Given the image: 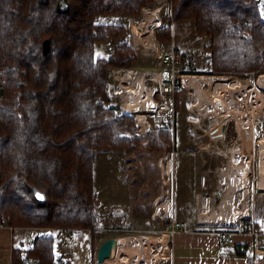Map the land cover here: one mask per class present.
<instances>
[{
  "label": "trees",
  "instance_id": "1",
  "mask_svg": "<svg viewBox=\"0 0 264 264\" xmlns=\"http://www.w3.org/2000/svg\"><path fill=\"white\" fill-rule=\"evenodd\" d=\"M152 1L0 0V225L87 230L95 236L100 230L93 185L96 154L175 151L179 80L173 85L171 118L157 117L154 128L139 132L135 114L122 110L112 94L111 70L129 69L137 59L127 28L95 22L100 16L139 17ZM167 2L171 13L161 18L156 42L171 41L174 22L193 20L196 35L208 39L203 47L207 73L241 77L264 72V0ZM108 38L116 40L111 51L96 56L95 44ZM47 39L49 50L43 54ZM175 57L182 64L186 60L182 53ZM233 128L230 122L226 139L237 137ZM180 165L182 204L189 202L192 210V198L187 199L192 162ZM188 216L181 217L193 222L192 211ZM251 223L242 219L240 229ZM253 226L258 229L254 221ZM11 256L13 264H26L28 257L34 264H55L54 238L37 235L30 248L14 247ZM247 259L255 264L253 255Z\"/></svg>",
  "mask_w": 264,
  "mask_h": 264
},
{
  "label": "rangeland",
  "instance_id": "2",
  "mask_svg": "<svg viewBox=\"0 0 264 264\" xmlns=\"http://www.w3.org/2000/svg\"><path fill=\"white\" fill-rule=\"evenodd\" d=\"M143 9L150 11L158 9V12L156 16L150 18L143 15ZM170 13L171 7L167 0H153L142 8L139 17H132L128 21H125L124 16H100L95 20L96 23L121 24L127 28L126 36L130 46L137 54V59L131 68L124 69L131 72L126 76L127 79L123 83L121 82V90L124 95L114 92L112 94L120 102L122 108L124 105L128 107L137 104L136 106L150 109L138 111L122 109L135 114L136 126L139 125L138 120L141 121L140 127L137 126L139 132L145 129L144 125L147 127L144 132L154 128L158 123L157 117L169 116L171 118L173 113H157L151 109L153 92L151 91L149 94L148 91H154V86L158 88V85L149 80L148 75L144 79L147 87L145 93L148 94L142 93L144 94L143 100L130 103L131 99L126 98L124 101L127 92L133 88L135 79L143 72L161 71L164 74L163 80H168L170 75L168 66L162 63L163 56L174 51L176 55L182 53L186 57L183 64L178 61L180 69L192 73H179L174 77L180 83V93L176 99L177 109L174 114L175 148L200 146L206 150L197 153L194 151L186 159L179 152H174L173 159L171 157V161H169V167L167 166L168 162L167 164L163 162L161 166L156 165L159 161L157 157L164 154L160 152L111 151L107 155L105 152L108 151H99L96 154L93 164V185L97 195L96 213L101 215L104 212V216H109L108 221L112 223L124 222L143 227L142 230L138 229L134 232H106L101 229L103 224H99L100 230L97 231L95 238L101 239L104 236L132 237L131 241L137 243L136 246L127 245L125 248L115 246V255L109 263L137 264L140 259L142 264H160L163 262L162 258L166 256L165 239L153 236L161 234L167 236L165 218H170L171 215L162 218L155 215L151 222L145 224L142 217L132 218V207H136L139 214H147L156 208L155 205L169 197V204L171 208H174L176 214L174 218L183 221L186 225L191 224L190 221L182 218L185 216L184 218L189 219L188 215L192 211L188 208L189 202L185 206L182 204L184 192V170L180 165L182 160L192 162L191 170H189L191 190L187 194V199L192 198L193 211L197 210L195 204H200L202 199H206L208 202L209 207L205 211L199 212L203 219L211 220L204 223V226L225 228L238 226L237 224L242 219L233 222L213 221L216 215L215 206L218 205L223 192L233 188L231 183L238 182L236 180L239 177L243 178L247 173L249 181L247 188L242 189L239 185L236 186L232 192L233 200L230 203V209L224 215H229L231 210L234 212L247 206L248 218L254 221L257 227L264 229V216L261 214L262 205L264 206V194L257 192L259 189L264 191L263 187L258 186L259 143L262 139L264 140V75L261 77L259 75L264 72L241 77L228 74L215 76L207 73L209 64L203 47L207 45L208 39L196 35L193 20L174 22L173 32L170 33L171 41L169 43L156 42L154 32L160 31L161 18L170 15ZM115 42L116 40L108 38L105 43H96L95 55L107 56ZM119 73L122 76L118 77L115 74L117 79H113L111 75L113 88L121 84L120 77L125 74L124 71ZM198 74L203 75L199 76ZM203 79H206L209 85L214 84L213 87L203 83ZM192 82L198 86L197 90L191 88ZM230 122L233 123V129L237 135L234 140L225 138V131ZM223 124L225 131L221 133ZM247 129L253 135L250 140L243 138V133ZM258 134L260 138L257 141L256 135ZM164 167L168 169L167 175L163 174ZM253 177L255 178L254 183L252 182ZM131 178L132 181H128ZM196 180H202L203 184L196 186ZM121 182L123 185L120 184ZM121 186L126 190L124 191L125 200L118 198ZM155 195L160 196L157 198ZM128 197L129 201H126ZM154 201L157 203L154 204ZM97 235L101 236L97 237ZM73 238L74 252L69 257L68 264L70 262V264H90L89 231L73 233ZM167 239L169 240L168 236ZM259 250L264 251V245ZM135 253H139V259L138 257L134 259Z\"/></svg>",
  "mask_w": 264,
  "mask_h": 264
},
{
  "label": "crops",
  "instance_id": "3",
  "mask_svg": "<svg viewBox=\"0 0 264 264\" xmlns=\"http://www.w3.org/2000/svg\"><path fill=\"white\" fill-rule=\"evenodd\" d=\"M130 18L132 17H125V21H128ZM137 126L139 125L137 124ZM144 127H145L144 130L139 129L140 132L145 133L144 131L147 129V127L145 125ZM203 149L204 148L200 146L177 147L175 148L174 152L184 153L183 157L186 159L189 156V154L192 152L194 153V151L196 153L206 151L205 149L204 150ZM110 152L111 151L105 153H107L108 155ZM174 152L170 151L162 154V156L157 157L159 161L157 162L156 165L161 166L163 162H166V164L168 162L167 166L169 167V161H171V157L173 159ZM108 158L110 160V157ZM163 174L164 175L168 174V169L166 167H164L163 169ZM128 181H132V178L131 180ZM236 181L238 182L231 183L233 187L231 188V190L233 189V191L231 190L224 191L221 198L219 199L218 205L216 204L215 206L216 215L213 218V221L233 222L237 219H244L249 214L248 212L249 210L247 206H244L243 209L241 210H236L234 212L231 210L229 215L227 216L224 215V213L228 209H230V203L233 200L232 192H234L236 186L239 185V187L242 189L247 188L249 183L247 173L244 174L243 178L239 177V179ZM263 183L264 182L260 180L258 174V186L264 188ZM120 184L123 185L122 182ZM202 184H203L202 180H196L195 182L196 186ZM121 188H122L120 189L121 193L118 198L121 200H125L126 196L124 195L125 194L124 191L126 190L122 186ZM257 192L259 194H264V191L260 189L257 190ZM155 196L158 198L160 195H155ZM135 200L136 199L134 198V202ZM126 201H129V197ZM169 201H170L169 197H166L158 205H155L156 208L153 211L150 210L147 214H139L138 209L136 211V207H132L133 208L132 218L135 216L138 218L142 217V219H144V223L147 224L148 222H151V219H153L155 215H158L160 218L168 217L170 215H171L170 217H174L176 215L175 210L174 208H171ZM155 202L156 201H154V204ZM195 206H196L195 209L197 210L193 211L192 209L194 220L193 222H191L190 225L185 224V230L177 232L173 236L167 235L169 237V240L167 239L166 234L153 236L155 238L163 237L165 239V247H166L165 254L167 258L166 256L162 258L163 262H161L160 264H248L249 261L247 257L252 255L254 258V263L258 264L256 260L257 259L256 254L254 253V250L252 248L251 238L248 235H242L240 233H237L233 236L234 243L232 245L219 246L216 231L226 228L218 227V226H211V227L204 226V223L211 221L208 219H203L201 217L202 214L199 213L205 211L209 207L206 199H202L201 203L200 204L196 203ZM218 210L220 213L218 212ZM159 212L160 214H158ZM263 212H264V206L262 205L261 214L264 216ZM97 216H98L99 224L100 223L103 224L101 229L106 232L107 231L134 232L138 229L140 230L143 229L142 226L138 227L137 225H132L124 222L112 223L111 221H108L109 216H104V212H102L101 215L97 214ZM243 229L245 228L240 229V226L230 228V230H234L236 232H240ZM258 229L264 232V229H261L260 227H258ZM80 232L70 233L66 231L62 232L60 230H53V229L19 228V227H9L6 225H0V264H13L12 256H11L12 248L17 247L26 250L32 246L34 237L41 234L52 235L54 238V252L57 258L55 264H68L69 257L74 252L73 233H80ZM99 236L101 235H97V237ZM118 237H116V240ZM94 238L95 236H91L90 234V242H88L90 246V250H89L90 264H96L95 255L99 245L105 239L110 237L104 236L101 239L99 238L94 239ZM135 244L137 245V243H133V241H130V243H128L129 246L131 245L134 246ZM114 255L115 252L109 259L105 260V262L107 261L109 262L110 260H112ZM137 257L139 259L140 257L139 253H137L136 258ZM34 262L35 260L33 258L28 257L26 259V264H34ZM137 264H142L140 262V259L137 262Z\"/></svg>",
  "mask_w": 264,
  "mask_h": 264
},
{
  "label": "built area",
  "instance_id": "4",
  "mask_svg": "<svg viewBox=\"0 0 264 264\" xmlns=\"http://www.w3.org/2000/svg\"><path fill=\"white\" fill-rule=\"evenodd\" d=\"M156 27L159 28V26ZM162 63L168 66V73L170 75V78L168 80H163L164 74L161 71L147 72L149 76L148 79L158 85V88L156 86H154L153 88L154 89L153 96L151 97L153 103L151 104L152 105L151 109H153L157 113H163V112L173 113V104H172L173 85L175 79H177L174 77L178 76V74L182 72V69H180V64L178 63V60L175 57L174 51L165 54L162 58ZM121 71H122L121 69H112L111 75L113 79L115 73L117 72L119 73ZM116 86L113 88V92L115 94H118L115 92ZM169 100H171V102H169ZM248 216L246 218H248ZM237 225L239 226V223ZM183 230H185V223L183 221L176 220L174 217H170L166 226L167 235L173 236L175 233ZM237 233H240L242 235H248L251 238L252 248L255 254L256 251L259 250L262 245H264V232L256 229L253 226V221L248 228H245L240 232H236L230 229L217 230L216 235L218 237V245L219 246L232 245L234 243L233 236Z\"/></svg>",
  "mask_w": 264,
  "mask_h": 264
},
{
  "label": "bare ground",
  "instance_id": "5",
  "mask_svg": "<svg viewBox=\"0 0 264 264\" xmlns=\"http://www.w3.org/2000/svg\"><path fill=\"white\" fill-rule=\"evenodd\" d=\"M158 12V9H153V10H147V9H143V15L146 16V17H154L156 16V13ZM156 23V22H155ZM146 47H148L146 45ZM122 71L125 72V74L123 75V77H120V83L124 82L127 78L126 76L131 73L129 70H124V69H121ZM116 76H120L121 74L120 73H115ZM148 75V73H141L140 75L137 76V78L135 79L134 83H133V88L130 89L128 92H127V96L125 95L124 97V101H126V98H130V103L131 102H139L141 99H142V96H144V94L142 93H145V90L147 89V87L145 86V83H144V79L146 78V76ZM116 76L114 75V79L116 78ZM122 76V75H121ZM117 79V78H116ZM122 83L121 84H118L115 88V92L118 93V94H121V95H124L123 92L121 91V86H122ZM195 82H192L191 84V88L194 89V90H197V85L194 84ZM203 83L209 85L206 81V79H203ZM214 84H210L209 86H212L213 87ZM153 92V90H150L148 91V93L150 94V92ZM148 93H145V94H148ZM143 100V99H142ZM151 100V99H150ZM153 102V101H151ZM137 104H132L130 106L127 107V105H124V109L126 110H134V111H138V110H150L149 108H142V107H139V106H136ZM141 119V118H140ZM138 120V118H137ZM142 120V119H141ZM140 120H138V123L140 125ZM243 124V123H242ZM252 133L249 132V130L247 129L244 133H243V138L244 139H247V140H250L252 138ZM263 137H264V132H263ZM264 140L262 139L259 143V151H258V174H259V178L262 182H264ZM134 238V237H133ZM132 240V238L130 237H118L117 240H116V246H122L125 248L126 245H128V243H130V241ZM149 240V239H148ZM144 241V240H143ZM144 245V244H143ZM147 245V244H145ZM156 245V244H155ZM137 256V253L134 254V259L136 258ZM256 257H257V262L258 264H264V251L262 250H257L256 251ZM109 259V258H108ZM107 260V259H106ZM134 262V261H132ZM103 264H115L114 262L113 263H109L108 261L107 262H103Z\"/></svg>",
  "mask_w": 264,
  "mask_h": 264
},
{
  "label": "water",
  "instance_id": "6",
  "mask_svg": "<svg viewBox=\"0 0 264 264\" xmlns=\"http://www.w3.org/2000/svg\"><path fill=\"white\" fill-rule=\"evenodd\" d=\"M43 54H46L49 50V40H45L42 44ZM225 131V125L221 126V133ZM116 238L110 237L105 239L98 247L95 255L96 264H103V262L110 258L115 251Z\"/></svg>",
  "mask_w": 264,
  "mask_h": 264
}]
</instances>
